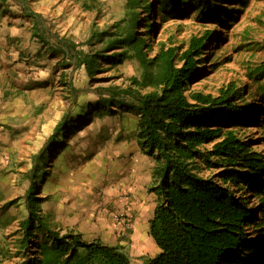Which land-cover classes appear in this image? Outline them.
<instances>
[{
	"label": "rangeland",
	"instance_id": "obj_1",
	"mask_svg": "<svg viewBox=\"0 0 264 264\" xmlns=\"http://www.w3.org/2000/svg\"><path fill=\"white\" fill-rule=\"evenodd\" d=\"M197 1L188 4L178 0L169 8L153 1L156 10L152 19L139 12V32L145 30L144 24L153 25L148 37L149 58L160 47H176L181 54L192 37L210 33L190 91L217 96L229 85L243 89V99L236 101L242 113L224 122L236 123L234 130L264 156V81H258L254 74L264 60V0ZM83 3L93 8L87 9ZM33 4L30 10L46 17L42 25L50 34L71 32L85 53L104 45L98 42L99 36L90 40L92 23L97 32L110 31L113 22L125 15V0H38ZM201 6L212 9L204 12ZM33 49L42 50L36 43ZM74 63L72 59L65 61L67 67L50 77L51 86L41 93L33 91L28 98L45 102L40 116L49 131L52 122L58 123L64 115L79 122L62 140L65 148L47 153L39 163V174L35 156L46 139L25 148L0 151V264L23 261L20 224L27 217L24 199L33 179L38 183L35 195L41 198V215L50 229L80 234L86 242L99 240L118 246L130 264H146L158 253L149 235V221L157 203V196L149 191L154 162L137 145L138 118L134 111L118 106L99 109L100 100L106 96L102 94L104 88L125 87L131 76L140 77L139 62L102 63L92 77ZM27 82L22 77L17 86L22 88ZM234 191L244 198L258 222L245 228L247 236L263 237L259 197ZM139 230L143 232L140 237ZM38 240L43 237L38 235L32 242Z\"/></svg>",
	"mask_w": 264,
	"mask_h": 264
},
{
	"label": "trees",
	"instance_id": "obj_2",
	"mask_svg": "<svg viewBox=\"0 0 264 264\" xmlns=\"http://www.w3.org/2000/svg\"><path fill=\"white\" fill-rule=\"evenodd\" d=\"M33 1L38 0H0V12L28 19L29 45L36 43L45 49L49 81L57 70L67 67L63 63L69 59L74 60L75 68L83 67L89 77L100 71L102 63L139 62L140 77L131 76L125 87L104 88L102 94L106 96L100 100L99 109L118 106L134 111L138 118L137 145L154 162L149 191L157 196V203L149 221V235L158 253L146 264L264 263V235L247 236L245 228L258 222L244 198L234 191L259 197V212L264 219V156L234 130L236 123L224 122L242 113L236 101L243 99V89L229 85L217 96L190 91L210 33L192 37L181 54L176 47H160L149 58L148 37L153 25L148 22L139 32V12L152 19L156 10L153 1L169 8L178 0H125L124 18L115 20L110 31L97 32L96 24H91L90 40L99 36L98 42L104 45L85 53L69 37L50 34L42 25L46 17L30 10ZM192 1L187 0L188 4ZM84 3L87 9L93 8ZM200 8L204 12L212 9ZM54 58L57 60L51 65ZM31 60L26 65L38 73L43 65L38 59ZM254 74L258 81H264V60ZM72 92L77 94L74 89ZM77 124L71 115H64L56 124L35 156L37 174L47 153L65 148L62 140ZM37 187L36 179L31 180L24 199L27 217L20 224V246L24 250L20 264H130L118 246L99 240L86 242L80 234L50 229L41 215ZM38 235L43 240L32 242Z\"/></svg>",
	"mask_w": 264,
	"mask_h": 264
},
{
	"label": "crops",
	"instance_id": "obj_3",
	"mask_svg": "<svg viewBox=\"0 0 264 264\" xmlns=\"http://www.w3.org/2000/svg\"><path fill=\"white\" fill-rule=\"evenodd\" d=\"M0 12V151H12L15 148H25L41 138L48 139L52 134L57 122H52L51 130L46 128L43 118L40 116V107L45 102L40 100H29L31 93H41L49 88V67L46 60L40 62L44 56V50L39 51L37 57L34 49L29 45V21L25 17L17 18L2 15ZM71 40V32L62 34ZM75 42V41H74ZM77 43V42H75ZM30 57H29V56ZM38 59L43 65L38 73L33 72L27 62ZM48 60V59H47ZM57 58H54L51 65ZM48 62V61H47ZM22 75V76H20ZM28 81L22 88L18 87L19 79ZM30 93V94H29ZM36 95V94H35ZM42 125L45 126L44 129ZM7 128V129H6ZM47 131V132H46ZM49 132H51L49 134ZM142 230L138 231L141 236Z\"/></svg>",
	"mask_w": 264,
	"mask_h": 264
},
{
	"label": "bare ground",
	"instance_id": "obj_4",
	"mask_svg": "<svg viewBox=\"0 0 264 264\" xmlns=\"http://www.w3.org/2000/svg\"><path fill=\"white\" fill-rule=\"evenodd\" d=\"M143 236V235H142Z\"/></svg>",
	"mask_w": 264,
	"mask_h": 264
}]
</instances>
